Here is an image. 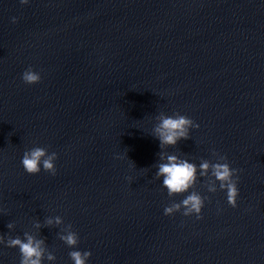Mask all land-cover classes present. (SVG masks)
Returning <instances> with one entry per match:
<instances>
[{"label":"water","instance_id":"95a60500","mask_svg":"<svg viewBox=\"0 0 264 264\" xmlns=\"http://www.w3.org/2000/svg\"><path fill=\"white\" fill-rule=\"evenodd\" d=\"M160 112L199 124L166 152L198 165L215 149L239 170L236 207L201 177V218L164 214L188 193L154 176ZM34 146L55 175L24 171ZM69 224L86 264H264V0H0V235L73 264ZM19 259L0 245V264Z\"/></svg>","mask_w":264,"mask_h":264},{"label":"clouds","instance_id":"9594fccd","mask_svg":"<svg viewBox=\"0 0 264 264\" xmlns=\"http://www.w3.org/2000/svg\"><path fill=\"white\" fill-rule=\"evenodd\" d=\"M21 5L29 3V0H19ZM17 17L13 16L11 21L17 22ZM21 79L25 84H35L40 82L41 75L34 71L31 66L25 69L21 74ZM157 121L152 129V135L159 140L161 151L158 153V161L154 165L157 171L154 173L155 178H162V187L167 190V195H181L188 193L179 202L173 201L168 206L164 207L165 215H173L182 210V215H195L196 219L201 218V211L204 207L206 196H202L195 190L196 184L199 183V178L206 177L204 186L210 193L217 191V182L220 190H226L227 203L232 206H237V197L239 189L237 181L238 169L230 167L227 157L218 153L215 149L212 150V155L216 158V162L208 159H201L197 165L189 162L186 158H181L176 154H170L164 149L167 146H175L181 139L190 138V129L198 128L199 124L194 122L190 117L182 115L178 112L171 115L160 112L155 116ZM119 158V157H118ZM57 159L56 152H48L46 147L34 146L26 149L21 157L23 169L28 174H37L41 168L52 174H56L55 161ZM63 223L60 216L47 217L43 225L39 220L34 224L36 229L42 226H59ZM7 228L12 230L14 224L9 222ZM57 236L69 248V257L73 264H86L91 252L88 250L81 251L75 249L79 243L78 234L72 230V226L66 225L57 233ZM0 245H5L10 248H17L20 259L19 264H43L44 259L55 261L56 257L53 252L49 251L44 238H39L36 235L25 231L23 238L17 235L15 237L8 236L5 239L4 235H0Z\"/></svg>","mask_w":264,"mask_h":264}]
</instances>
